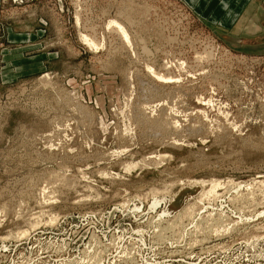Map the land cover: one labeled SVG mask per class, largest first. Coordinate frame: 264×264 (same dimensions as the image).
<instances>
[{
  "label": "rangeland",
  "instance_id": "374dc122",
  "mask_svg": "<svg viewBox=\"0 0 264 264\" xmlns=\"http://www.w3.org/2000/svg\"><path fill=\"white\" fill-rule=\"evenodd\" d=\"M228 3L0 0V264H264V43Z\"/></svg>",
  "mask_w": 264,
  "mask_h": 264
},
{
  "label": "crops",
  "instance_id": "0c3cea01",
  "mask_svg": "<svg viewBox=\"0 0 264 264\" xmlns=\"http://www.w3.org/2000/svg\"><path fill=\"white\" fill-rule=\"evenodd\" d=\"M228 8V18L225 17L222 24L225 28L235 30L236 36H258L259 39L264 34V21L257 18V14L264 11V0H229Z\"/></svg>",
  "mask_w": 264,
  "mask_h": 264
},
{
  "label": "bare ground",
  "instance_id": "6f19581e",
  "mask_svg": "<svg viewBox=\"0 0 264 264\" xmlns=\"http://www.w3.org/2000/svg\"><path fill=\"white\" fill-rule=\"evenodd\" d=\"M155 56V55H154ZM162 157V156H161ZM197 181H201V180H197ZM201 182H203V181H201ZM207 182V181H206ZM205 182V183H206ZM191 184H194V183H196L195 181H193V182H190ZM199 184V183H198ZM204 184V183H203ZM220 185V182L218 183V181H212L211 183H210V188L209 189H201V190H203L201 193H199V196L197 197V198H202V197H204V196H209V195H214L215 193H216V188H217V186H219ZM201 187V186H200ZM203 187V186H202ZM204 188V187H203ZM200 192V191H199ZM221 195V194H220ZM205 198V197H204ZM203 198V199H204ZM207 198V197H206ZM215 199V198H214ZM202 200V199H201ZM192 201H194V200H192ZM191 201V202H192ZM197 202V201H196ZM188 206H190V204L188 205ZM186 207V206H185ZM185 207H183V208H185ZM188 208V207H187ZM187 210V209H186ZM181 211H182V209H181ZM188 211V210H187ZM179 212V211H178ZM178 215H181V214H178ZM175 216V215H174ZM185 217V216H184ZM177 219V218H176ZM2 237V236H1Z\"/></svg>",
  "mask_w": 264,
  "mask_h": 264
},
{
  "label": "water",
  "instance_id": "95a60500",
  "mask_svg": "<svg viewBox=\"0 0 264 264\" xmlns=\"http://www.w3.org/2000/svg\"><path fill=\"white\" fill-rule=\"evenodd\" d=\"M258 42L264 43V34L257 40ZM240 42V41H239Z\"/></svg>",
  "mask_w": 264,
  "mask_h": 264
}]
</instances>
